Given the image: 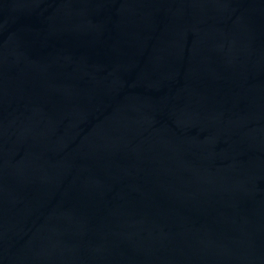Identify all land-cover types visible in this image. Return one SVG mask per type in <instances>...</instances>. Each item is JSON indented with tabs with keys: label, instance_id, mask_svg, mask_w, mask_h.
Wrapping results in <instances>:
<instances>
[{
	"label": "water",
	"instance_id": "95a60500",
	"mask_svg": "<svg viewBox=\"0 0 264 264\" xmlns=\"http://www.w3.org/2000/svg\"><path fill=\"white\" fill-rule=\"evenodd\" d=\"M0 264H264V0H0Z\"/></svg>",
	"mask_w": 264,
	"mask_h": 264
}]
</instances>
